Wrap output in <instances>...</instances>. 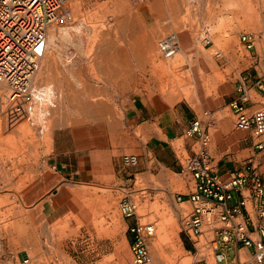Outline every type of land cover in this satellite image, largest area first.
Listing matches in <instances>:
<instances>
[{"label":"rangeland","instance_id":"obj_1","mask_svg":"<svg viewBox=\"0 0 264 264\" xmlns=\"http://www.w3.org/2000/svg\"><path fill=\"white\" fill-rule=\"evenodd\" d=\"M147 1L70 0L71 16L49 27L50 39L52 30L56 37L33 77V99L11 102L0 84V264H134L129 217L121 207L125 198L137 205L134 223L156 224L153 259L146 264H195L175 200L190 179L169 170L155 175L159 167L154 162L148 164L150 177L136 175L144 149L127 128V110L84 108L101 101L120 108L133 97L164 106L182 100L197 109L208 106L225 84L251 68L240 33L259 30L238 29V1L230 0L224 6L230 17H222L220 1H200L189 6L182 27L157 33L155 20L144 15ZM216 11L221 17L211 24L207 15ZM185 28L191 34L184 40L180 34L177 53L163 57L158 40ZM197 111L206 119L207 110ZM97 123L113 136L120 182L67 175L84 166L82 134ZM253 137L244 132L241 139ZM176 150L184 161L188 151L182 142ZM130 153L139 155V163L125 167L123 156ZM16 164L20 178L8 180ZM17 177L20 184L12 188ZM182 206L192 209L188 203ZM205 252L209 264H216L212 250Z\"/></svg>","mask_w":264,"mask_h":264},{"label":"built area","instance_id":"obj_2","mask_svg":"<svg viewBox=\"0 0 264 264\" xmlns=\"http://www.w3.org/2000/svg\"><path fill=\"white\" fill-rule=\"evenodd\" d=\"M71 13L70 0H0V84L5 88L6 99L14 103H29L33 99L32 80L49 50V27L61 18L70 17ZM259 38L253 31L240 34L242 46L249 51L256 49ZM205 40L211 41L208 36ZM180 46L177 32L167 33L158 40V50L165 58L173 57ZM263 56L261 48L257 57ZM248 80L254 81L253 86L264 97V68L248 69L241 76L239 91L242 96L231 102L235 128L260 138L256 146L264 149V103L252 112L247 109ZM190 133L198 138L199 148L182 161L183 172L189 175L190 182L185 191L177 193L175 200L184 232L194 242L198 253L196 264H209L206 247L212 250L216 264H225L226 249L232 244L251 249L245 264H264L262 174L249 160L241 171L222 178L212 162L208 129L197 119ZM138 163V154L123 156L125 167ZM183 203L190 204L192 209L188 212ZM121 207L124 216L137 215L133 200L125 198ZM131 230L134 233L130 243L133 263L152 262L150 242L156 224L137 220Z\"/></svg>","mask_w":264,"mask_h":264},{"label":"crops","instance_id":"obj_3","mask_svg":"<svg viewBox=\"0 0 264 264\" xmlns=\"http://www.w3.org/2000/svg\"><path fill=\"white\" fill-rule=\"evenodd\" d=\"M200 1L204 2V4L220 1L218 3L222 6L220 9H223L222 17L231 16L226 14L227 10L224 11L226 9L224 6L230 0H148L144 15H150L155 20L157 23L155 27L160 28L156 32L159 33L161 29L182 27L183 19L189 6L196 5ZM236 1H238V29H243V27L258 29L259 33L257 34L260 36L258 43H261L264 41V0ZM217 11L210 16L207 15L213 20L211 24H215V18L221 17V13H217ZM203 20L204 24L206 19ZM177 33L181 43L180 34L182 35V40H184L185 35L191 34V30L185 28ZM261 48L263 47L261 46ZM260 49L257 45L256 49L247 50L250 52L248 58L252 69L264 68V56L261 58L257 57ZM244 72H240V76L235 78L236 80L234 79L233 82L225 84L218 94L213 96V101L201 109L195 108L185 100L179 101L172 106H164L153 104L145 98L133 97L124 102L120 108L118 105V107L114 106L113 103L101 101L93 106H87L84 110H127V128L144 149L140 157V166L138 168L140 171L135 173L136 175L146 174L147 177H150L148 164L149 162H154L156 167H159V171L155 175H159L161 171L166 172L169 170L189 178V175L183 172L182 159L178 156L176 145L182 142L184 148L188 151V155H192L198 150V138L191 135L190 129L193 122L199 119L211 134L210 150L213 157L212 162L216 172L222 178H228L230 175L238 173L249 160H252L264 179V149H259L256 146L260 138L253 137L249 141L241 139L245 131L235 130V113L231 102L242 96V92L239 91V84ZM247 83L249 100L246 106L252 112L262 107L264 97L253 86V80H248ZM197 110H207L205 111L206 119L201 117ZM210 110L215 111L211 113L209 112ZM225 110H230V113L223 117L222 112ZM103 128L102 123H97L94 129L84 128V133L82 134L84 143L81 148L86 157L84 160L85 164L80 172L72 170L67 173L68 176L72 175L74 177L75 174L80 173L81 179L85 181L101 183H111L112 181L117 183L121 181V178H123L122 169L117 167L119 162H116L115 158H113L116 151L112 147L113 136ZM63 166L67 169V164L64 163ZM230 203H233V201ZM128 223V231L132 239L134 233L131 229L134 225V217L128 218ZM189 247L190 251L194 249L197 262L199 257L193 241ZM225 253V264H245L251 249L241 244H232L226 249Z\"/></svg>","mask_w":264,"mask_h":264},{"label":"bare ground","instance_id":"obj_4","mask_svg":"<svg viewBox=\"0 0 264 264\" xmlns=\"http://www.w3.org/2000/svg\"><path fill=\"white\" fill-rule=\"evenodd\" d=\"M48 35H49V43H50V41H52V40L55 39V37H56L55 35H56V34H55V32L52 30V31H51V39H50V32H49ZM13 107H14V106H13ZM14 111H17V110H14ZM24 164H25V163H24ZM24 164H23V165H24ZM18 166H19L18 164L14 165V167H13V169H12V171H13L14 174H13L12 176L10 175L9 179L7 178L8 180H14V177H15V176H18V177H19V175H18V171H17V170H18V169H17ZM22 167H23V166H22ZM26 167H27V166H26ZM28 167H29V166H28ZM10 170H11V169H10ZM31 170H33V168H31ZM5 171H6V170H5ZM12 171H11V172H12ZM8 172H10V171H8ZM27 173H28V169H27ZM31 173H32V172H31ZM11 174H12V173H11ZM6 175H8V174H6ZM32 175H33V174H32ZM13 176H14V177H13ZM4 177H5V176H4ZM18 177H17V178H18ZM2 178H3V177H2ZM5 178H6V177H5ZM19 178H20V177H19ZM19 178H18L15 182H14V181L12 182V188H16V185H17L18 183L20 184V179H19ZM21 182H22V181H21ZM22 183H23V182H22ZM23 185H24V184H23ZM17 186H18V185H17ZM19 186H20V185H19ZM27 186H28V185H27ZM9 197H10V196H9ZM6 199H7V198H6ZM5 201H6V200H5ZM8 201H9V200H8ZM14 208L16 209L15 206H14ZM9 210H10V209H9ZM12 210H13V207H12ZM10 211H11V210H10ZM11 214H12V213H11ZM11 230H12V229H11ZM8 232H9V231H8ZM11 235H13V234H11ZM10 238H11V237H10ZM12 239H15V237L12 236ZM25 239H27V238L25 237ZM26 241H27V240H26ZM15 242H16V240H15ZM17 242H18V241H17ZM17 242H16V244H18ZM10 243H11V242H10ZM12 243H13V242H12ZM38 251H39V250H38Z\"/></svg>","mask_w":264,"mask_h":264}]
</instances>
